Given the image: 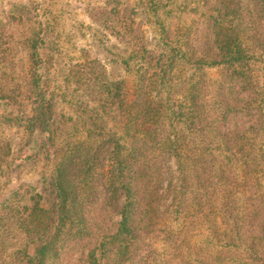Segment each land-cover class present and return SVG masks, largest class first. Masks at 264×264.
<instances>
[{
	"label": "trees",
	"instance_id": "trees-1",
	"mask_svg": "<svg viewBox=\"0 0 264 264\" xmlns=\"http://www.w3.org/2000/svg\"><path fill=\"white\" fill-rule=\"evenodd\" d=\"M79 2L0 8V264H264V0Z\"/></svg>",
	"mask_w": 264,
	"mask_h": 264
},
{
	"label": "rangeland",
	"instance_id": "rangeland-1",
	"mask_svg": "<svg viewBox=\"0 0 264 264\" xmlns=\"http://www.w3.org/2000/svg\"><path fill=\"white\" fill-rule=\"evenodd\" d=\"M29 0H0V8H6L10 3L27 2ZM37 1V0H35ZM81 0H46L48 3H52L51 8L60 12V18L58 17L61 39L60 47L61 54L58 62L62 64L65 60L75 59L81 57V47L89 49L93 45L94 37L92 36V29L90 27V20L83 10ZM20 55H24L21 51ZM113 73H117L120 69L110 66ZM210 73L215 76V70L211 69ZM128 84H131V78L128 80ZM13 131V130H12ZM25 166L20 170V178L25 180L34 181L38 177L39 166Z\"/></svg>",
	"mask_w": 264,
	"mask_h": 264
}]
</instances>
